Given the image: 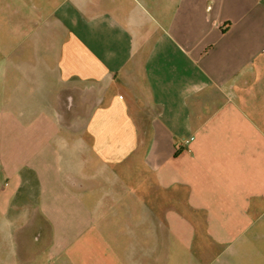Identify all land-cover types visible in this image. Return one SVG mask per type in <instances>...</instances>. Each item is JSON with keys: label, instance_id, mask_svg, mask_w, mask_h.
I'll return each instance as SVG.
<instances>
[{"label": "crops", "instance_id": "crops-1", "mask_svg": "<svg viewBox=\"0 0 264 264\" xmlns=\"http://www.w3.org/2000/svg\"><path fill=\"white\" fill-rule=\"evenodd\" d=\"M3 264H264V0H0Z\"/></svg>", "mask_w": 264, "mask_h": 264}, {"label": "rangeland", "instance_id": "rangeland-1", "mask_svg": "<svg viewBox=\"0 0 264 264\" xmlns=\"http://www.w3.org/2000/svg\"><path fill=\"white\" fill-rule=\"evenodd\" d=\"M0 264H3V263L0 261Z\"/></svg>", "mask_w": 264, "mask_h": 264}]
</instances>
